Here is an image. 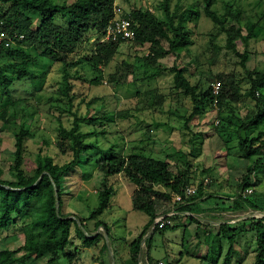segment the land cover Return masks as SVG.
Segmentation results:
<instances>
[{
    "label": "trees",
    "instance_id": "obj_1",
    "mask_svg": "<svg viewBox=\"0 0 264 264\" xmlns=\"http://www.w3.org/2000/svg\"><path fill=\"white\" fill-rule=\"evenodd\" d=\"M204 2V14L213 25L209 34L211 49L219 52L217 41L225 34L226 48L240 58L245 73L243 80L247 87L240 86L235 73H222L217 76L221 87L219 93L215 94L212 83L217 79H214L212 74L192 81L187 65L179 64L178 59L184 53L190 54V49L195 44L194 31L189 27L194 17L197 20L200 18L195 4L184 7L182 0H178L173 9V0H162L160 9L164 11L166 17V20L162 21L147 8L133 6L127 9L118 0H0V21L3 22L1 27L14 38L12 46L0 48V95L10 99L11 107L15 106L18 100L24 103V106L12 109V112L6 107L0 111L1 131L10 129L12 123L18 124V121H21L18 130L13 131L14 148L10 174H7L0 160V230L16 226L19 221L25 224L24 227L29 228L20 229L21 232L26 230V236L25 242L18 248H0V264H26L27 260L46 254L51 255L47 264H56L62 252L63 256L68 258V264H79L80 259L76 258L74 252H65L69 246L92 247L104 238V231L108 239H111L107 223L100 217L111 206L114 193L111 184L113 176H120L133 184L132 208L148 217L141 232L129 244V258L126 264H140L144 240V244L149 248L148 245L157 231L175 228L173 215L171 225L159 228L156 224L152 229L154 221L160 214L157 208L159 202L177 203L175 195L183 193L190 185L197 187V194L193 199L204 195L203 182L192 184V181H195L192 153L179 148L161 158L135 150L132 146L127 154L124 151L119 154L115 151V146L111 145L107 153L96 161L99 173L102 174L97 207L87 217H79L66 211L64 195L68 193L65 191V178L80 171L84 164L90 161L91 156L88 152L94 149L97 143L87 139L101 134L107 140L106 125L110 126L112 122L110 110L95 109L93 113L90 112L88 108L92 100L87 103L86 112L80 111L81 105L86 101L83 82L90 86L101 85L104 79L102 73L121 54V44L126 42L141 46L148 44L149 52L142 57L136 56L133 61L123 59L117 62L115 70L108 74L106 83H111L114 87L121 86L129 82L130 75L136 79L139 72L144 74L143 79L149 80L170 76L172 90L188 96L192 102L189 111L177 114L183 120L181 127L183 134L190 133L192 120L204 115L212 106L219 108L216 125L225 122L224 114L240 121L237 125L229 120L228 125L236 126L232 134L238 136V147L243 157L249 159L250 163L246 166L239 191L232 198L233 203L229 210L240 211L243 216L250 209L264 210V207L260 208V205L249 197L255 194L254 189L246 197L241 194L247 188L255 186L254 172L264 163V69L247 67V61L252 54L249 44L255 36L259 22L251 19L241 7L234 5L232 0L226 1L225 12L214 8L215 0ZM118 6L123 8L122 16L132 19L136 35L130 41H102L107 28L117 17ZM245 26H249L248 30ZM20 35L23 37L20 38ZM93 37L95 41L91 42L93 46H90ZM239 42L244 45L243 51L239 48ZM41 59L44 62L43 69L54 62L62 66L63 79L60 90L67 100L66 112L71 114L72 121L68 126L60 122L56 146L61 154H69L70 158L59 163L55 155L41 147L35 157V167L28 171L24 165L30 125L26 121L32 120L38 110L30 103L27 105L29 100L27 97L15 98L12 87L19 82L29 83L39 79L41 74L33 65ZM169 59H172V64H165ZM138 61L143 63L142 71ZM148 68H151L153 73L145 74ZM152 93L155 91H149V94ZM155 97L156 102L162 103L163 95ZM246 98L253 100L254 105L242 116L239 114L238 105ZM117 116L131 117V110L118 112ZM97 123L100 127L94 126L92 129L91 125ZM84 127L88 128V131ZM242 130L246 133L245 137H242ZM218 136L222 139L220 144L225 146L228 154L230 152L228 139L221 137V131L218 132ZM174 160L183 161L185 165L184 168L178 166L177 173L170 172ZM206 171L211 174L212 168L204 169V172ZM57 196L59 212L56 206ZM193 199L187 200L189 202H185L183 208L189 210ZM246 219H250L249 223ZM87 222H93L91 228L87 229ZM236 224L238 225H232L229 221L219 224V231L215 234L204 228L209 237H228L229 247L223 259L224 264H232L237 244L236 236L238 232L242 234L247 229L256 232L257 249L253 264H264V218L245 217ZM73 225L76 226L74 236ZM100 227L103 228V232L98 231ZM81 228L86 234L81 235ZM107 244L104 242L103 249L107 248ZM208 253L205 254L206 259H210ZM222 254L224 248L220 243L219 249L211 257L215 264H219ZM148 260L150 264H158L160 261L150 255ZM101 264H104V261Z\"/></svg>",
    "mask_w": 264,
    "mask_h": 264
},
{
    "label": "rangeland",
    "instance_id": "obj_2",
    "mask_svg": "<svg viewBox=\"0 0 264 264\" xmlns=\"http://www.w3.org/2000/svg\"><path fill=\"white\" fill-rule=\"evenodd\" d=\"M161 1L118 0L124 8L129 9L133 6L142 9L147 8L155 13L158 19L165 21L164 11L160 9ZM177 1L173 0V9ZM215 1L214 8L220 12H225L227 7L225 3L228 0ZM232 1L234 5L241 7L251 19L259 22L255 36L249 44L252 54L247 61V67L250 69H264V0ZM182 4L184 7L195 4L197 11L200 13V18L197 20L194 17L189 24V27L194 31L195 44L191 47L190 54L184 53L178 59L179 64L187 65L190 79L195 81L197 78L206 77L209 74H212L213 78L217 79L219 74L235 73L240 81V86L247 87V83L243 80L245 73L240 64V58L233 51L226 48L225 34H222L217 41L220 47L219 52H214L211 49L209 34L213 25L204 14V0H182ZM245 28L248 30L249 26H245ZM94 39L95 37L90 40V46H93ZM238 44L240 50L243 51L244 45L241 42ZM148 52V44L141 46L132 42L122 43L120 47L121 54L116 55V59L102 73L104 76L103 83L98 86H90L88 83L83 82L86 101L81 105L80 111L83 113L90 109V112L93 113L95 109L110 110L112 122L110 126L106 125L108 131L107 140L101 134L87 139L97 143L96 147L88 152V155L91 156L90 161L86 162L80 171L74 172L65 178V191L68 193L64 195L66 211L79 217H87L97 207V195L102 174L99 173L96 161L107 153L111 145H114L115 151L119 154L123 151L127 154L132 146H134L135 150L161 158L166 157L168 152L179 148L192 153L194 155L192 161L193 180H195L192 181V184L197 185L199 182H203V194L210 190L212 192L215 191L217 195L210 192L212 196L204 200L203 198H198L194 209L202 210V207L221 205L219 209L224 210L225 213L215 214V216L220 220L229 221L232 225H238L236 223H240L245 217L263 219L264 210L253 211L250 209L245 216H242L239 213L240 211L229 210L233 203L231 198L239 191L242 174H244L246 166L250 163L249 159L245 156L243 157L238 147V136L232 134L235 132L236 126L228 125L229 120H232L237 125L240 124V121L224 114L225 122L216 125L219 108L212 106L204 115L192 120L190 124V133L192 135L189 132H184L183 134L181 129L183 120L177 114L178 112L186 113L189 111L192 102L188 96L172 90L170 76L166 75L149 80L147 78L143 79L144 74L139 72L136 79L130 75L127 84L114 87L111 83H106L108 82V74L115 70L117 62L123 59L133 61L136 56L142 57ZM172 62V59H169L165 61V64L171 65ZM43 63L41 59L36 65H33L34 69L41 74L39 79L29 83L27 81L19 82L15 87H12L14 88L13 95L15 98L27 97L29 99L27 105L30 103L33 108L35 107L38 110L37 115L32 120L26 121L30 125V135L26 140L27 150L24 167L28 171L35 167V157L41 147L50 154L55 155L56 161L59 163L65 162L70 158L69 154H61L56 146L60 122L68 126L72 121L71 114L66 112L68 108L67 100L60 90L63 79L62 66L60 63L54 62L48 65L46 69H43ZM142 64L141 61H138V65L141 68L140 71L143 69ZM150 73H153V71L148 68V72L145 74ZM12 75L14 76V73ZM151 90L155 91V95H163L162 103L156 102L157 99L153 93L149 94ZM91 100L93 102L89 104L90 107L88 108L87 103ZM18 101L15 106L11 107L10 99L5 95H0V111L5 107L11 109V112L12 109H20L24 106V103L20 100ZM253 105L254 101L249 98L242 100L238 105L239 114L244 116ZM126 110H131V117L117 116L118 112ZM20 122L18 121V124L12 123L10 129L3 131L0 129V160L7 174H10L14 148L13 131L14 129L18 130ZM94 126L100 127L98 123L92 124L91 128L93 129ZM214 127L218 129H214ZM84 129L87 130L88 128L84 127ZM219 131H221L222 138L228 139L227 144L230 148L228 154L225 146L220 144L222 139L218 136ZM241 134L242 137L246 136L244 130H242ZM124 136L127 140L124 139ZM126 142L129 143L125 145ZM178 166L181 168L185 167L183 161H172L170 172L177 173ZM209 167L212 168L211 174L207 171L204 172V169ZM254 173L253 179H256V184L252 187L255 194H251L252 196L249 197L256 201L260 208H263L264 163ZM207 177L211 180L210 183L205 184L203 180ZM111 184L114 190L111 206L100 217L107 223L111 239H108L105 231L100 227L99 232L104 231V238H101V241L94 246L86 248L79 245L69 246L65 252H74L76 256L81 258L84 253L82 250L87 251L85 261L83 260L84 262H79V264H93L98 261L99 257L104 261V264H122V261L129 257L130 242L138 236L147 221L148 217L143 212L132 208L133 184L128 180H123L120 176H113ZM193 197H196V195ZM163 203L159 202L157 208L161 209L164 205ZM224 203L226 206H222ZM209 212L210 210L206 209L203 215L206 216ZM246 220L249 223L250 219ZM92 223L87 222V229L92 227ZM174 223L176 225L174 229L159 230L152 237L148 245L150 248L149 255L152 258H166L170 264H215L211 257L219 249L220 243H222L224 254H222L219 264H224L223 259L229 247L228 237H209L206 235L204 224L197 220L192 221L190 217L176 216ZM209 224L206 227H210L212 231H219L218 227L215 228ZM24 225V223L19 221L16 226H11L7 230H0V248L16 249L22 245L25 242V229H29L24 227ZM199 225L200 228H198ZM232 225L230 227H233ZM21 228H25L23 232H21ZM75 228L76 226L73 225L72 236L75 235ZM80 232L81 235L86 234V231L82 228ZM255 240L256 232L254 230L247 229L242 234L238 232L235 239L237 244H235L236 248L232 264L254 263L257 249ZM104 242L108 243L105 249H103ZM144 242L145 240L142 244ZM21 253L23 252H19V254ZM206 253L209 254L210 259L205 258ZM60 255L56 264L64 262L68 264L69 260L63 256V252ZM147 255L148 248L143 245L140 264H149ZM50 256L46 254L38 258H31L27 260L26 264H47ZM161 260L166 261L164 259Z\"/></svg>",
    "mask_w": 264,
    "mask_h": 264
},
{
    "label": "built area",
    "instance_id": "obj_3",
    "mask_svg": "<svg viewBox=\"0 0 264 264\" xmlns=\"http://www.w3.org/2000/svg\"><path fill=\"white\" fill-rule=\"evenodd\" d=\"M122 9L123 8L121 6H118L116 8L117 17L114 18V20L107 28L106 34L102 38V41L112 40L114 42H119L121 40L130 41L134 39L136 35V31L133 27V21L129 17L122 16ZM2 23L3 22L0 21V48L9 47L14 44V38L1 27ZM22 37L23 35H20V38ZM212 86L214 93L218 94L221 87L220 81L217 80L213 82ZM204 182L205 184L210 183V178H205ZM252 192H253V188L249 187L246 190L242 191L241 194L244 197H246ZM196 194H197V187L190 185L186 187L183 193L176 194L175 199L178 202H184L185 198L193 197ZM173 215H174L173 211L160 213L156 218V224L159 226V228H164L166 225H171L173 223V218H172ZM158 264H168V263L166 261L160 260Z\"/></svg>",
    "mask_w": 264,
    "mask_h": 264
},
{
    "label": "crops",
    "instance_id": "obj_4",
    "mask_svg": "<svg viewBox=\"0 0 264 264\" xmlns=\"http://www.w3.org/2000/svg\"><path fill=\"white\" fill-rule=\"evenodd\" d=\"M243 175V174H242ZM210 192H212V191H207V193H205L203 196H200V197H197V198H195V199H193L194 197H190L189 199H193L190 203H191V206H190V209L189 210H187L186 208H183V205H185V202L186 203H188L189 201H187V200H189V199H185V201H184V203H180V202H177V203H175V202H167V203H165L162 207H161V209L160 208H158V212L159 213H166V212H171V211H173L174 212V218L176 217V216H181V217H186V218H195L197 221H199V222H201V223H203L204 224V226H205V228L207 229V230H209L211 233H217V231H212V229H210V227H206L207 226V224H209L210 226L211 225H213L215 228L216 227H218V225L219 224H222V223H224V222H226L227 220H220L217 216H215V214H219V213H225V211L224 210H221V209H219V207L221 206V205H214V206H209V207H207V208H205V207H202V210H196V209H194V205H196V203H197V200H198V198H203V200L204 199H206L207 197H210V196H212L211 194H210ZM213 194L215 193V191H213L212 192ZM215 195H216V193H215ZM217 196V195H216ZM234 197V196H233ZM232 197V198H233ZM220 198V197H219ZM231 198V199H232ZM223 204V203H222ZM193 206V207H192ZM222 206H226L225 205V203H224V205H222ZM206 209H209L210 210V212L208 213V215H206V216H204L203 214L206 212ZM242 216H243V214L241 213V212H239ZM245 216V215H244ZM207 217V218H206ZM193 221V220H192ZM146 223V222H145ZM99 231V230H98ZM150 237V235L148 236V238ZM143 245H145V244H142V247H143ZM84 248H86V247H84ZM150 248H148V255H147V261H148V263H149V260H148V256H149V253H150V250H149ZM82 252H84L83 253V256H82V258L81 257H79V256H76V258L77 259H80L81 261L80 262H82L83 260L85 261V256H87V251H84V250H82ZM129 258V257H128ZM127 258V259H128ZM127 259H124L122 262H123V264H126V261H127ZM161 259H164V260H166V258H161ZM161 259H159V260H161ZM83 261V262H84ZM103 260L99 257V259H98V261H95L93 264H100L101 262H102ZM92 264V263H91ZM150 264V263H149Z\"/></svg>",
    "mask_w": 264,
    "mask_h": 264
},
{
    "label": "water",
    "instance_id": "obj_5",
    "mask_svg": "<svg viewBox=\"0 0 264 264\" xmlns=\"http://www.w3.org/2000/svg\"><path fill=\"white\" fill-rule=\"evenodd\" d=\"M56 206H57V212H59V199H58V196H57V203H56ZM156 227V221H154L153 225H152V229H154Z\"/></svg>",
    "mask_w": 264,
    "mask_h": 264
}]
</instances>
